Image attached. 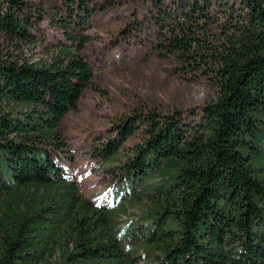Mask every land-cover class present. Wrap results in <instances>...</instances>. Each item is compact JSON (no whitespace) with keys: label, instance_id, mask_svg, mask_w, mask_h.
Listing matches in <instances>:
<instances>
[{"label":"trees","instance_id":"obj_1","mask_svg":"<svg viewBox=\"0 0 264 264\" xmlns=\"http://www.w3.org/2000/svg\"><path fill=\"white\" fill-rule=\"evenodd\" d=\"M117 3L144 21L154 54L216 88L190 119L138 111L98 142L92 156L115 164L121 197L148 198L143 222L122 228L126 202L115 212L81 198L67 156L39 145L61 144L59 124L92 78L77 54L83 31ZM0 37L55 44L47 61L0 57V264H264V181L252 163L264 129V0H0ZM135 130L139 141L120 154ZM167 158L177 159L167 183L128 191Z\"/></svg>","mask_w":264,"mask_h":264},{"label":"rangeland","instance_id":"obj_2","mask_svg":"<svg viewBox=\"0 0 264 264\" xmlns=\"http://www.w3.org/2000/svg\"><path fill=\"white\" fill-rule=\"evenodd\" d=\"M128 23L131 24L132 20L119 3L94 15L90 26L83 31L85 41L77 51L89 64L92 78L82 90L76 108L66 112L59 124L57 133L61 144L58 147L50 144L54 139L39 144L67 156L64 165L81 198L106 204L115 212L122 211V202H126L127 218L118 220L119 212L116 214L119 228L127 223H142L149 202L146 193L134 194L130 201L125 198L128 194L121 197L126 183L117 175L118 169H114L116 176H112L108 169L115 164L92 156L98 142L109 136L114 124L127 115L147 109L160 113L179 109L182 116L190 119L192 113L216 94L210 79L189 73L185 68L178 70L169 57L153 53V39L140 17L132 23L133 37L123 30ZM42 24L48 38L53 36L54 30ZM54 48L51 40L28 47L8 44L0 37L1 58L21 56L30 61H47ZM255 140L260 153L253 155L252 163L258 169V177L264 181V129L257 132ZM138 141L139 132L135 130L121 143L119 153L129 152ZM171 160L167 158L158 167L148 169L141 181L133 178L128 182V191L146 192L159 183H167L177 170V159ZM160 207L156 202L149 208L148 217H157ZM172 226L170 218H166V227Z\"/></svg>","mask_w":264,"mask_h":264}]
</instances>
